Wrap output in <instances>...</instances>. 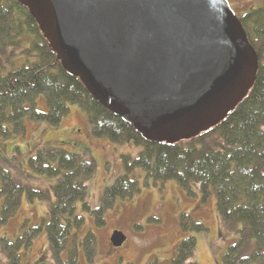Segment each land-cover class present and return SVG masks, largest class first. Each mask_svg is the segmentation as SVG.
<instances>
[{
	"label": "trees",
	"instance_id": "1",
	"mask_svg": "<svg viewBox=\"0 0 264 264\" xmlns=\"http://www.w3.org/2000/svg\"><path fill=\"white\" fill-rule=\"evenodd\" d=\"M239 19L259 57L250 92L215 127L189 140L160 144L144 140L63 67L26 7L17 0H0V139L4 142L25 136L27 120L60 127L70 116L71 106H76L87 115L93 138L142 148L136 159L122 156L126 173L105 189L100 206L95 208L86 200L87 183L95 177L96 162L65 150L61 144L37 143L28 161L36 174L56 179L51 187L53 199L50 192H37L17 183L0 165V227L18 214L25 192L31 201L51 200L47 217L38 226L25 224L15 240L0 237V249L8 264H25L32 244L44 229L54 264H79L81 252L93 263L97 236L89 231L80 239L86 219L77 214V204L82 202L96 225L104 227L106 214L118 200L140 192L138 180L131 176L138 168L154 182L175 181L189 197L199 193L205 204L215 197L218 215L239 236L222 256L223 264H264V3L259 8L252 6ZM39 96L46 101V111L37 109ZM179 226L186 233L208 231L189 214L181 215ZM254 241L252 252L244 254ZM196 245L195 236L179 242L170 264H186L194 256ZM65 251L67 258L62 254ZM148 264L162 263L156 259Z\"/></svg>",
	"mask_w": 264,
	"mask_h": 264
},
{
	"label": "water",
	"instance_id": "2",
	"mask_svg": "<svg viewBox=\"0 0 264 264\" xmlns=\"http://www.w3.org/2000/svg\"><path fill=\"white\" fill-rule=\"evenodd\" d=\"M17 1L63 67L150 143L208 131L255 83L259 57L229 0Z\"/></svg>",
	"mask_w": 264,
	"mask_h": 264
},
{
	"label": "rangeland",
	"instance_id": "3",
	"mask_svg": "<svg viewBox=\"0 0 264 264\" xmlns=\"http://www.w3.org/2000/svg\"><path fill=\"white\" fill-rule=\"evenodd\" d=\"M229 2L237 16L241 17L252 6L261 7L264 0ZM25 56L26 54L22 57ZM29 59L35 58L29 55ZM37 101V109L46 111L47 104L43 96H39ZM86 116L78 107L71 106L70 116L60 127L55 128L47 123L27 120L25 136H14L4 142L0 139V165L12 174L17 183L33 188L37 192H50L53 199L51 187L56 179L36 174L28 161L34 155L31 151L37 143L61 144L65 150L96 162L95 177L87 183L86 201L92 208L100 206L105 189L111 187L118 177L126 173L122 156L136 159L142 148L133 144H113L109 139L93 138ZM131 176L138 180L140 192L130 199L118 200L115 208L106 214L104 227H98L92 215L83 210L82 202H78L76 212L86 219L79 233L80 239L91 231L98 240L95 261L89 263L81 252L79 264H148L156 259L162 264H170L176 254L178 243L189 236L196 237L197 245L194 256L186 264H223L222 256L239 236L230 230L218 215L215 197L205 204L199 193L195 197H189L175 181L154 182L139 168ZM21 204L18 214H15L8 224L0 227V237L9 236L15 240L25 224L29 227L38 226L47 217L51 200L31 201L25 192ZM183 214L191 215L195 222L204 224L208 231L182 232L179 228V219ZM114 231H121L126 235L127 240L122 247L113 248L110 237ZM255 244V241L252 242L244 254L251 253ZM32 245L30 253L25 258V264H54L45 229ZM67 253L68 251L62 253L64 258H67ZM0 264H8L1 249Z\"/></svg>",
	"mask_w": 264,
	"mask_h": 264
}]
</instances>
